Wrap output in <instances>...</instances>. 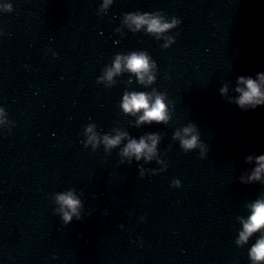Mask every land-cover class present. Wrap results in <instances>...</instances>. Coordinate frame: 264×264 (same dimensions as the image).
I'll return each instance as SVG.
<instances>
[{
	"label": "water",
	"instance_id": "1",
	"mask_svg": "<svg viewBox=\"0 0 264 264\" xmlns=\"http://www.w3.org/2000/svg\"><path fill=\"white\" fill-rule=\"evenodd\" d=\"M144 13L177 23L129 26L116 59L146 53L155 78L122 66L107 79L68 191L80 204L71 220L62 212L47 264H264L250 256L264 230L237 242L264 199V175L249 179L264 155V105L242 108L235 90L240 76L264 72V0H141ZM132 92L162 96L168 119L126 111ZM186 127L195 147L176 135ZM152 135L151 159L124 153Z\"/></svg>",
	"mask_w": 264,
	"mask_h": 264
},
{
	"label": "clouds",
	"instance_id": "2",
	"mask_svg": "<svg viewBox=\"0 0 264 264\" xmlns=\"http://www.w3.org/2000/svg\"><path fill=\"white\" fill-rule=\"evenodd\" d=\"M5 7L11 8V5H5ZM128 21L130 26L134 25L136 29L143 26H147V30L155 33H163L165 30L173 27L177 21L171 22L164 21L160 16L152 15L150 13L144 14H129ZM122 66L137 73L141 82L147 80L150 82L155 77L151 73L150 58L146 53L133 52L128 56H118L114 67L110 68L106 75L108 79L122 70ZM258 78L240 76L239 81L236 85V91L239 96L236 97V102L242 108H255L258 105H264V72L257 74ZM228 86L225 85L221 89V92L227 93ZM123 108L129 112H139L143 110V115L140 116V121H162L168 119L166 111V103L162 96L157 95L155 99L145 92H132L125 94L123 100ZM6 113L5 109L0 107V124L5 122ZM89 132H92V128L89 127ZM184 134L181 136L180 132L176 135L181 138L182 144L186 148L195 147L198 144L197 135L193 134L189 136V133L193 132V128L186 127L183 130ZM125 133L116 135L115 137L105 136V143L109 146L117 145L120 143L121 138ZM96 134L93 132L90 136V140H95ZM158 137L152 135L147 138H141L140 140L131 139L124 148L126 155H135L137 159L144 156L151 159L156 152ZM251 159V157H249ZM258 165L252 172L249 179H259L264 175V155L256 157ZM58 200L62 203L64 211V219L71 220L73 213H77L78 205L80 201L75 198L74 194L62 193L58 195ZM251 214L247 219L242 221L243 228L240 232L238 243H245L249 240L253 233L258 230H264V199H259L254 202L251 206ZM70 209V211H68ZM250 256L253 261L260 262L264 261V236L257 239L256 243L250 249Z\"/></svg>",
	"mask_w": 264,
	"mask_h": 264
}]
</instances>
